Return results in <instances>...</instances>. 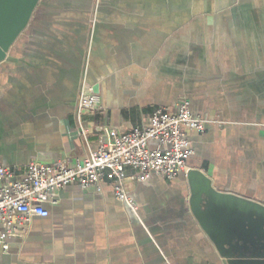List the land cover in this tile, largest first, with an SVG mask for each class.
Returning <instances> with one entry per match:
<instances>
[{"label":"crops","instance_id":"1","mask_svg":"<svg viewBox=\"0 0 264 264\" xmlns=\"http://www.w3.org/2000/svg\"><path fill=\"white\" fill-rule=\"evenodd\" d=\"M82 88L99 110L78 109ZM181 99L211 120L187 131L188 169L264 204V0H36L0 61V165H72L109 130L143 126ZM124 187L134 208L107 180L62 188L0 264H226L192 213L186 172ZM254 240L235 253H264Z\"/></svg>","mask_w":264,"mask_h":264},{"label":"built area","instance_id":"2","mask_svg":"<svg viewBox=\"0 0 264 264\" xmlns=\"http://www.w3.org/2000/svg\"><path fill=\"white\" fill-rule=\"evenodd\" d=\"M77 107L99 110L96 93L82 88ZM209 122L192 114L188 100L181 99L172 108H154L143 126L127 132L109 130L95 150L72 165L67 160L31 161L21 170L0 165V254L10 250L11 239L25 231L31 217L48 215L43 204L55 202V194L68 185L84 190L107 180L113 185L115 198L134 208L125 179L142 181L155 174L171 180L186 172L187 160L194 153L187 131L203 132ZM80 133L85 130L80 129ZM128 169L133 173L126 175Z\"/></svg>","mask_w":264,"mask_h":264},{"label":"water","instance_id":"3","mask_svg":"<svg viewBox=\"0 0 264 264\" xmlns=\"http://www.w3.org/2000/svg\"><path fill=\"white\" fill-rule=\"evenodd\" d=\"M35 2L36 0H0V61L26 25ZM186 177L190 187L192 213L224 257L225 263L264 264V253L234 251V245L244 238L252 244L256 238L264 239V231L257 232L253 219L257 215L264 222V204L216 190L210 179L198 169H188ZM227 206L234 210L229 213L221 211ZM239 208L243 213H248L244 218L245 222L238 216Z\"/></svg>","mask_w":264,"mask_h":264}]
</instances>
